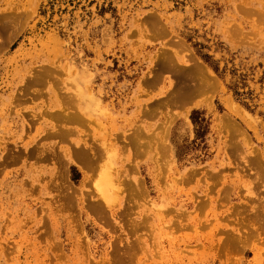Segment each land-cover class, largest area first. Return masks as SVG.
Listing matches in <instances>:
<instances>
[{"label": "rangeland", "instance_id": "obj_1", "mask_svg": "<svg viewBox=\"0 0 264 264\" xmlns=\"http://www.w3.org/2000/svg\"><path fill=\"white\" fill-rule=\"evenodd\" d=\"M0 264H264V0H0Z\"/></svg>", "mask_w": 264, "mask_h": 264}, {"label": "bare ground", "instance_id": "obj_2", "mask_svg": "<svg viewBox=\"0 0 264 264\" xmlns=\"http://www.w3.org/2000/svg\"><path fill=\"white\" fill-rule=\"evenodd\" d=\"M181 77L184 79V82L181 85V89H180L179 96L177 99L193 97L196 93H199L200 91H203L205 88L211 87L214 84V83L212 84V80H211L213 77L211 78L210 73L207 70V68L201 64H195L187 72L182 74ZM77 115L81 117L82 114L80 113L79 115L76 113L75 116ZM74 154H76V157L78 158L80 162H83V163L86 162L87 157H86V153L83 152V150H79L78 152L76 151V153ZM104 176L106 177L103 178L105 179L103 180V183H102L103 188H101L100 190H101L102 196L106 200H110L111 194L109 192L113 193V191H111V189H109L107 186L111 183V180L108 177V175H104Z\"/></svg>", "mask_w": 264, "mask_h": 264}, {"label": "trees", "instance_id": "obj_3", "mask_svg": "<svg viewBox=\"0 0 264 264\" xmlns=\"http://www.w3.org/2000/svg\"><path fill=\"white\" fill-rule=\"evenodd\" d=\"M200 111L197 110V109H194L192 110V113H191V118L192 120L194 121V123L197 124V122L199 123L198 126H200L199 129H201L202 131H204V129L206 128V125L204 123V117H200ZM199 129H198V133H199Z\"/></svg>", "mask_w": 264, "mask_h": 264}]
</instances>
